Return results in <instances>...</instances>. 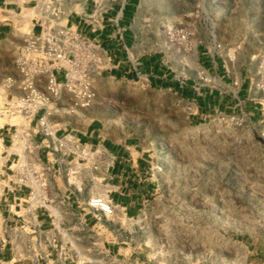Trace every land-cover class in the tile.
Returning a JSON list of instances; mask_svg holds the SVG:
<instances>
[{"label":"rangeland","instance_id":"1","mask_svg":"<svg viewBox=\"0 0 264 264\" xmlns=\"http://www.w3.org/2000/svg\"><path fill=\"white\" fill-rule=\"evenodd\" d=\"M15 1L17 12L0 10V26L32 33L38 0ZM87 1L62 0L66 17L86 18ZM95 1L104 15L123 2ZM134 9L132 54L158 56L179 70L198 49L225 63L235 89L246 80L249 103L264 109V0H136ZM198 67L196 81L213 85ZM95 90L94 115L110 134L157 161L154 199L129 230L119 229L147 264H246L248 244L264 249V110L250 120L253 108L242 103L233 115L192 121L187 105L165 91L107 79Z\"/></svg>","mask_w":264,"mask_h":264},{"label":"crops","instance_id":"2","mask_svg":"<svg viewBox=\"0 0 264 264\" xmlns=\"http://www.w3.org/2000/svg\"><path fill=\"white\" fill-rule=\"evenodd\" d=\"M135 6L136 0H123L105 15L101 13L104 29L100 31L85 18L70 21L67 17L69 25L103 49L106 65L95 86L104 79L126 80L148 91H165L181 107L187 105L192 121L233 115L242 103L250 104L248 82L235 89L225 63L214 56L201 57L198 49L179 70L158 56L137 55L134 48L132 54L128 38ZM18 9L15 0H0V10ZM94 9L95 0H88L86 15ZM0 43V264H147L133 242H128L127 233L120 235L119 229L129 230L131 221L154 199L158 189L154 155L134 141L110 134L107 124L94 115V106L74 113L40 111L28 123L4 115L6 101L22 94L15 59L24 36L1 25ZM198 66L213 75V85L196 81ZM243 92L248 94L241 100ZM64 104L68 106L67 101ZM248 107L253 108L250 120L264 110L259 105ZM66 135L78 139L90 157L57 151V141ZM19 160L48 169L43 205L31 202L30 189L17 183L15 164ZM94 196L110 201L114 216L90 208L88 201ZM247 250L246 264H264V249L250 243Z\"/></svg>","mask_w":264,"mask_h":264},{"label":"built area","instance_id":"3","mask_svg":"<svg viewBox=\"0 0 264 264\" xmlns=\"http://www.w3.org/2000/svg\"><path fill=\"white\" fill-rule=\"evenodd\" d=\"M98 2L95 1V10L85 16L96 31L104 29ZM32 9V33L24 35V44L15 59L22 94L6 101L4 115L28 123L40 111L74 113L91 107L96 98V77L106 65L101 45L68 24L62 0H38ZM36 28L37 34L33 32ZM260 88L264 93V84ZM40 123L45 125L43 117ZM54 148L68 156L90 157V151L71 135L59 139ZM15 171L17 183L30 189V201L43 205L48 169L19 160ZM88 206L107 217L115 214V207L101 196L90 198Z\"/></svg>","mask_w":264,"mask_h":264}]
</instances>
